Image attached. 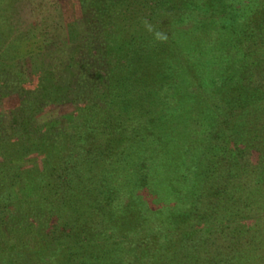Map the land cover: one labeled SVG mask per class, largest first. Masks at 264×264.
Wrapping results in <instances>:
<instances>
[{
  "label": "trees",
  "instance_id": "1",
  "mask_svg": "<svg viewBox=\"0 0 264 264\" xmlns=\"http://www.w3.org/2000/svg\"><path fill=\"white\" fill-rule=\"evenodd\" d=\"M210 1L81 0L83 15L77 20L75 24L77 29L71 39L65 35L66 29L63 28L64 25L61 22L54 24L45 22L44 24L51 25V28H44V30H38L40 29L38 25L29 26L12 35L14 24L10 22L9 24L4 19L6 30H4V34L0 33V51L11 56L8 62L13 58L16 60L15 65L23 61L22 46L27 42L36 43L35 40H39L42 45L37 48L36 52V49L32 52L27 51L26 56H29L30 63L33 65L34 59L38 58L36 53L44 55L42 56L44 60L46 56L48 57L43 68V76L37 75L40 72L35 73L38 76L36 77L37 82L40 80L43 83V94L35 97L29 93L21 99L22 102L27 104L28 109H31L36 105L40 106L56 101L66 102L68 99V102L74 106V110L65 115V121H73L71 124L76 129L67 130L70 126L67 123L66 130L48 132L44 129V123L34 121L33 115L25 116L21 112L19 114V111L11 113L9 120L0 117V229L4 233L1 239L3 245L0 247V264H39V259L48 254H55L50 264H121L119 257H112L110 254L115 251L114 248L108 249L106 253H102L100 250L95 253L97 247H102V244L98 245L97 241L93 242V240L92 242L76 243L71 239L70 235H82L83 231L91 237L100 234L93 229L94 227L74 225V222L81 218L77 213L80 206L74 195L75 192L83 197L82 205L94 204L97 207L100 202L98 200L100 197L97 195L111 203L115 199V190L123 184V188L126 189H133L135 185V188L152 186L150 188L158 189L157 196L161 195L163 198H167L172 194L173 199L177 197L176 194L171 193L169 187L179 185V188L186 190L183 193L184 202L177 200L171 209L175 210L180 206H185L183 204H187L189 214L185 212L186 216H191L193 211L198 212L207 208L206 216L212 217L208 213L214 214L217 212L216 207L221 208L224 205L237 207L238 210L228 209L230 210L229 215L232 217L239 216V210L244 208H251V211H264V89L258 90L260 87L251 85L250 82L244 83L245 75L250 73L247 62L240 65L243 72L239 73L244 74L240 80L241 83L230 85L231 75L236 76L237 64H228L230 57L224 53L223 49L227 45V30L230 33L232 30L237 31L236 36L233 35L234 33L229 35L230 40H232V36L235 38L230 42V45L235 47L236 43L240 44L241 42L239 35L242 32L238 30L244 27L249 29L250 25L252 28L261 29L260 26H254L249 17L236 15L234 19V15H226L228 8L224 7V0L221 2L222 9L219 10L220 17L210 15L214 12ZM221 3L217 6L220 7ZM233 5L235 11L236 8L242 6L238 2ZM121 10L123 11L121 15H128L127 13L130 12V19L124 18L125 22L128 19V24H125L123 20L119 22L114 19ZM142 10L151 16L175 15L177 18L169 16L162 20L163 23L159 21L160 19L156 21L151 18L153 26L143 27L138 16ZM214 14L216 13L214 12ZM191 19L194 22L189 31H195L200 27H206V29L212 27L219 33L223 32L224 38L217 37L216 39L217 48H212L211 39H209L210 44L207 46L212 48L209 52L210 48L205 45L206 36L204 38L196 36V40L195 35L191 34L193 39L189 40L185 39L190 36L188 31L181 33L179 29H176L179 22L184 23ZM164 24L168 30H165ZM245 28L243 30L246 32L248 29ZM194 40L200 41L203 46L195 45L191 48ZM14 41L18 42L17 45ZM44 45L50 46V48H46L47 54L41 53L40 48ZM204 48L207 55H197V49ZM235 51V54L237 52L241 54L237 48ZM182 56L186 58L187 62L182 63ZM195 56L198 57L196 60L199 61L197 62L204 61V66L206 64L213 65L209 75L213 71L216 76L208 79L209 86L213 83L216 84V80H222V84L220 82L215 88L218 89L222 85L234 89L238 91V97L232 103L230 101L225 103L220 99L222 103H225L222 106L219 103L207 102L212 109L230 107L233 113L230 119L225 117L227 114L223 115V121L217 119L218 116L202 115L195 122L199 127L198 131L202 132L201 137L206 144L203 145V153H199L197 150V155L193 156L194 150H191L192 154L190 151L191 159H189L194 163L192 165L189 160L185 161V154L182 155L175 150V144L172 141L174 138L164 129L167 128V124H169V128L176 126L175 121L177 122V118L183 116L184 110L178 112L173 109L179 108L181 102L183 103L190 95H193L190 94L189 85H198L196 78L194 81L183 83L180 71L182 68L190 76L191 69L195 68L191 66L196 61H191ZM241 58L244 60L246 56ZM43 59L40 60L44 61ZM11 65L15 70H13L14 73L12 69L8 71ZM15 65L10 64L5 69L2 67L3 75L9 76L5 78L8 91H13L21 83L15 81L14 75H20L23 77L22 79H26L27 76L24 69L22 70L20 67L18 69ZM204 66L200 67V70L203 71ZM239 73L238 75H240ZM233 81L237 82L238 80ZM166 83L170 84L168 90H171L167 101L172 96L175 98L170 107L162 104L161 100L162 90ZM38 84L35 83L30 89H33V92L38 90ZM156 88L160 92H153ZM180 88L182 93L179 95ZM198 88L200 89L198 91L206 92L207 87L198 85ZM168 90L165 92L168 93ZM215 94L220 98L218 92ZM194 102L197 104V100ZM182 107L186 109L180 104V108ZM238 108L255 109V115L250 117L254 124L259 120L260 122L259 125H254L252 132L254 134L250 135V131L253 130L250 127L243 128L242 115L241 118H236ZM84 109H89V111L84 112ZM24 110L26 109L22 106L20 111ZM234 111L236 112L234 113ZM141 116L144 117L142 120H136ZM209 117L215 118L216 121ZM131 123H135L133 127L149 125L157 127L161 135L167 136L164 138L159 135L162 137L161 140L168 141L169 145L166 148L167 159L164 163H160L158 160L151 162L153 165L151 169L157 170L153 178L150 176V169H145L142 165L143 162L137 161L143 150L142 142L136 140L144 141L143 131L136 130L129 136L125 132L126 128L131 127ZM135 129L132 128V130ZM101 132L103 133L100 134ZM58 137H61V140L57 139ZM63 139H65V149L58 150L54 142H61ZM258 139L259 141H257ZM214 140H217V144L212 143ZM132 142L137 143V147L133 151L128 146V143ZM224 142L230 152V157L225 154L227 150L223 145ZM121 143L127 145L120 148L119 151L118 147L113 148L115 144L120 145ZM240 145L246 148H256V151H259L258 161L247 164L242 161V158L234 157L236 150H239L242 156L243 147ZM235 148L239 149L234 150ZM129 149L134 152V157H131ZM35 152L43 155V165L40 170L22 169L17 162H14L17 158H24ZM59 155L62 156V160ZM198 161L202 165L200 171L203 173L200 172V174H198L199 171L198 173L193 172L197 167L195 164L199 165ZM137 165L139 173L134 171ZM162 166L168 168L167 175L159 174V168ZM218 169H221V173L216 177ZM96 170L102 171L100 183L90 188L88 184L93 180ZM146 171L149 175H146L148 174ZM113 175L126 177L124 183H121L122 185L113 183ZM191 176L193 178L200 177L201 180L199 178L193 181ZM210 182H213L212 185ZM212 187L216 190V193H213L215 196L208 193ZM163 189L165 191L161 192ZM164 192L167 194L164 195ZM91 193H95L96 196ZM211 196H213V203L207 199V197L211 199ZM85 200L86 202H84ZM165 209L163 206L159 210L157 209V213H163ZM65 216H70L66 223ZM209 219L206 218L204 221L207 222ZM8 224L13 225L9 233L6 231ZM22 229L24 232H21ZM204 230L206 229L201 227V232ZM13 232H15L14 234L20 233L15 240H20L24 234L33 235L38 245L37 248L32 246L31 239H27L23 245L21 242L15 243L12 238ZM201 235L204 236L205 241L211 239L208 237V232ZM247 242L245 240L240 246H237V242L235 247L225 254L217 251L215 255H207L206 251L198 254L192 253L191 251L196 248V243L191 240L187 249H192L186 251L182 258L190 257L193 254L192 260L186 259L185 263L178 261V264L258 262V258H251L255 256L251 250L249 253L251 259H248V262L247 259H242L240 256L243 251L241 247H244ZM91 243L94 245L91 246ZM89 246H91L90 252L87 251ZM164 254L161 253V255ZM161 255H157V257L152 255L153 257L146 260L145 264H177V261L176 263L174 261L177 254L169 255L167 260ZM137 259L141 260L140 257ZM127 264H134V262Z\"/></svg>",
  "mask_w": 264,
  "mask_h": 264
},
{
  "label": "rangeland",
  "instance_id": "2",
  "mask_svg": "<svg viewBox=\"0 0 264 264\" xmlns=\"http://www.w3.org/2000/svg\"><path fill=\"white\" fill-rule=\"evenodd\" d=\"M222 1L223 0H211L210 1L211 6L213 7L214 12L216 13L214 14V12H212L210 15H213L215 17H220L221 14L219 10L222 9V6H223L221 3ZM237 2L240 3L242 6L236 8V11H235L233 8L234 7L233 4ZM219 3H221L220 7L217 6ZM225 6L226 8H228V11L225 13L226 15H234V19L236 15H243V16L249 17L250 21L254 23V26H260V29H261L259 30V29L252 28V26L250 25L249 29L244 27L245 29H248L246 32L243 30L244 28H241L240 30H238L242 32L241 35H239V37L241 38V42L239 41L240 44L236 43L237 46L235 47L230 45V42L233 41V39L235 38L232 36V40H230L231 37H229V35L231 33L232 34L234 33L233 35L236 36L237 31L232 30L233 32L231 31L230 33L229 30H227L228 40L226 38L227 45L224 46L223 48L224 53L226 55L228 54V56L230 57L228 64H231V63L237 64V67L235 69V73L237 77L236 76L234 77V75H231L230 85H232L233 83L235 85L241 83L240 80L243 78L244 74L242 75L239 73V72H243L240 69V65H244V63L247 62L248 64L247 68L250 73H248V75H245L244 83L250 82L251 85L260 87V89L258 90L264 89V0H224V7ZM121 13L123 14L122 10L118 12L117 15H115L114 19H116L119 22H122V20L123 22H125L124 18L130 19V16H131L129 15L130 12L127 13L128 15H121ZM81 15H83V8L81 5V0H0V33L4 34L5 32L4 30H6V24L4 23V19L8 23L10 22L11 24H14V26L12 27V30H13V33H11L12 35L17 34L19 31L25 30L29 26L38 25L40 26L39 27L40 29L38 30H44V28L46 29L51 28V25L49 26L45 25L44 24L45 22H47L48 24H54L56 22L58 23L61 22L64 25L63 28L66 29L65 35L67 37L69 36V38L71 39L74 35L73 33H75L77 29L75 24L77 20L81 18ZM138 16L142 21L141 26L143 25V27L153 26L152 19L156 21L160 19L159 21L161 22L162 20H165L164 18H169V16L171 18H174V17L177 18L175 15L151 16V15H148V13L144 10H142ZM128 19H127V22H125V24H128ZM231 19L233 20V18ZM193 22L194 20L191 19L184 23L179 22L178 25H176V29H179L181 33L188 31L187 33H189L190 36H187V38L185 39H189V40L193 39L192 35H195L194 38H196V40H197V37L204 38L206 36L205 38L207 41L205 45L206 46L209 45L210 44L209 39H211L212 48H215L217 45V42H216L217 37L222 38V39L224 38L223 32L219 33L217 32L216 29H213L212 27L210 29L209 28L206 29V27L196 28L195 31L197 33L193 30L189 31L193 26ZM164 28L165 30H168L165 24H164ZM72 29L75 31H73ZM35 41L36 43L27 42L22 46L23 51L21 54H23V61H20L19 64L16 63V65L14 64L16 61L15 58H13L12 60H9L10 62H8V59L11 56L1 53L0 51V117H2L5 120H9V118L11 117L10 116L11 113H13L14 111H19V114L21 112L22 115H25V116H30V114L33 115L34 121L38 123H42V124L44 123L45 124L44 129L48 130V132H52V131H56L60 129L66 130V127L68 126V124L70 126H68L67 130L72 131V129L73 130L76 129V128H73V125H72L73 121L72 122L65 121V115L73 112L74 110V106L70 102H68L69 101L68 99H66V102L56 101L53 103H48V104H44L40 106L36 105L34 106V108H31V109H28L26 106L27 104L23 103L21 100L22 98H24V96L26 97L27 95H29V93H31L35 97L36 95L40 96L43 94V83L40 82L39 79H38L39 82H37L36 77H38L37 75L43 76V68L46 65V62L48 61V57L46 56L44 60L42 57L44 55L36 53L38 55V58L34 59V62L32 61L33 62V65H32L29 61V56H26L27 51L32 52L34 51V49H36L35 50L36 52L37 48L40 45H42V43L39 40H35ZM14 43L15 45H17L18 42L14 41ZM195 45L198 47L203 46V44H201L200 41L194 40L193 43L191 44V48L194 47ZM50 46L48 47L44 45L43 47H41L40 48L41 53H44V52L46 53L47 52L46 48H50ZM207 47L210 48V46H207ZM205 48L197 49L198 50L197 55L198 54L207 55V51H205ZM212 48H210L208 51L210 52ZM236 48L241 51V54L240 52H237V54L234 53L236 52L235 51ZM242 56H246V58L242 60L241 58ZM182 57L184 59V60L183 59L181 60L182 63L187 62L186 58L184 56ZM40 59H43L44 61ZM196 59H198L197 56L193 57L191 61L193 62ZM197 61L199 60H196L193 62L194 63L193 65L195 66L191 65L192 67H195V68L191 69V74H189L190 76H188V74L181 68L180 71L182 73L181 74V78L183 80L182 82L183 83L191 82V80L194 81L196 78L198 85L204 88L205 86L207 87L206 92L198 91L199 89L198 85L196 86L193 84L189 85L188 89L191 92L190 94H193V95H190L187 100H185L183 103L182 102L180 103L186 109H184L183 107L180 108V104H179V108L173 109L178 112L184 110L183 116L177 118L178 121L177 122L175 121V123H177L176 126H174L173 128H169V124H167V128L164 129L166 133H169V134L171 133L172 138H174L172 141L175 144L174 145L175 150H177V152L182 155L184 154L186 155L185 161H188V160L190 161L191 159L190 151L191 150L192 151L194 150L193 156L197 155V152H198L197 150H199V153L202 151L204 152L203 145L205 143V140L202 139L201 137L202 132L198 131L199 127L196 126V123H195L200 119L202 115H205L207 117L208 116H211V117L218 116L217 119H220L222 121H223V115L227 114V116L225 117L228 119L232 117V113H233L232 108L221 107L217 109H212V107L208 103L209 102L211 104L219 103L222 106V104L225 105V103L229 101L232 103L233 100L238 97L237 95L238 91L234 89H229V88H226V86L223 87L222 85L218 89L215 88L216 85L220 84V82L222 84L223 82L222 80L221 81L216 80V84L213 83V85L209 86L207 84L208 79H211L210 77L215 78L216 76L213 73V71L210 72L211 74L209 75V71L213 69L211 68L213 67V65L206 64V66H204L205 65L204 61L200 63ZM10 64H13V66L14 65L17 66V68L20 67L22 70L24 69L27 74V76L25 77L26 79H22L23 77H21L20 75L19 76L17 74L14 75L15 81L21 82V83H19L20 85L18 84L17 87L15 86L16 88H14L13 91L7 90V82L5 78H8L9 76L3 75L2 73V67L4 69L8 68L7 66ZM202 66L205 67L203 71L200 70L201 69L200 67ZM10 67L8 71H11V69L13 71L14 69L12 68V65ZM17 68H16V72L19 69ZM186 71H188V69H186ZM37 72H40V74L36 75L35 73ZM8 73L11 74L12 72H8ZM194 73H196L197 75ZM238 73L240 75H238ZM235 79H237L239 82L237 81L238 82L237 83L236 81H233ZM35 83H39L38 84L39 86H38V90H35L33 92V89L31 90L30 88H32V86H34ZM168 83L165 84L162 90L161 100H162V104H166L167 106L170 107L174 103L175 98L172 96L171 99L173 100L169 99L167 101V98L169 97V95H171L169 93L171 90H168V87L170 85ZM188 89L186 88V92ZM166 90H168V93L165 92ZM153 92L158 93L160 91L159 89L156 88L154 89ZM178 92H179V95L182 93L181 88L178 90ZM217 92L219 93L220 98L216 96L215 93ZM241 98H244V96H241ZM220 99L223 100V102L225 103H222ZM194 100H197V104L194 102ZM22 106L26 110L20 111L22 110ZM237 110H238V113H236V118L239 119L241 118V115H242L241 123H244L242 125L244 126L243 128L247 129L250 127L251 129H253L250 131V135L254 134L252 133L254 131V125L255 124L259 125V122H260L259 120L258 122L254 124L252 117H250V116H253V114L255 115L256 113L255 109L254 108H251V109L238 108ZM83 111L86 112V111H89V109L87 110L84 109ZM24 112H28V113H24ZM235 112L236 111H234V113ZM92 113L95 114V112H92ZM211 117L209 118L213 120L215 119ZM143 118L144 117L141 116L140 118L138 117V119L136 120L140 121ZM133 125H135V123L130 124L132 128L134 129L136 128L135 130H132L131 127H128L126 128L125 132L129 136L132 133H134V131L136 130L143 131L142 133L144 135V141L136 140V141L142 142L141 145H142V150H143L142 154L140 155V158L137 161L143 162L142 165L143 167H145V169H150L149 170L151 172L150 176L153 178L157 170L151 169L153 166L151 162L158 160L160 161V163L161 162L164 163L165 159H167L166 158V151H167L166 148L169 145V143L168 141L167 142L162 141L161 140L162 137H160V136H163L164 138H166L167 136L164 134L161 135L157 127L155 128L150 125L133 127ZM171 130H173V132H171ZM102 133L103 132H101L100 134ZM57 139L61 140V137L60 138L58 137ZM257 141H259V139ZM212 143L217 144V140H214ZM218 143L221 144V142H218ZM54 145L55 147H58V150L61 148L65 149L64 148L65 139H63L61 142L60 141L54 142ZM126 145L122 143L120 145L115 144L113 148L118 147L119 148L118 151H119L120 148L122 149ZM223 145L226 146V150H227L228 148L225 142L223 143ZM128 146L133 151L134 149H136L137 143L135 142L128 143ZM240 147H243L242 156H241V152L239 150H236L239 148H235L234 150H236L235 151L236 155H234V157L238 156L239 159L242 158V161L246 162L247 164L258 161L259 151H256V148H246L243 145H240ZM192 151H191V154H192ZM133 153L134 152H131V155H132L131 157H134ZM229 153H230L229 150L225 152L227 157H230ZM59 156L62 160V156L61 155ZM14 162H17L18 165L22 169L31 168V169L40 170L43 165V155L35 152L24 158H17L14 160ZM191 163L192 165L194 164L193 162ZM198 164L199 165L195 164V166L197 167L195 168V170H193V172L198 173L199 171L198 174H200L202 165L200 161H198ZM138 165L134 168V171H137L136 173H139ZM164 166L159 168L158 172L159 174L161 173V175L162 174L167 175L168 173V168ZM94 172H95V174L93 175L94 178L88 184V187L90 188H93L98 183H100V179H101L100 176H101L102 171L98 172V170H96ZM146 173H148V171H146ZM219 173H221V169H218L216 177H218ZM146 175H149V173ZM121 176L122 177L118 175H115V176L113 175L112 182L115 184L124 183L126 177H124L123 175ZM191 177L193 178V176ZM199 178L194 177L192 180L196 181ZM190 180L191 179L189 178V181ZM157 184H160V182H157ZM123 185L121 187H118L119 189L115 190L116 192L114 195L115 199L111 203H108V201L106 200L104 201V199L100 195H97V197H100L98 199L100 201L97 206L98 208L94 204L89 205V206L87 204L82 205L83 202H81V200L83 197H80L75 192L74 195L76 199L78 200V205L80 206V209H81V210L79 209L77 213L80 215L81 218H79L80 219L79 221H75L74 225H77V226L85 225L86 227H94L93 229L97 231L98 233L100 232L101 235L99 234V236L95 235L91 237V236H88L83 231L82 235H78V236H76L75 234L70 235L72 240H74L76 243H81L83 241L92 242V240L93 242L97 241L98 245L100 243V245L102 244L103 246L97 247V249L95 250V253L98 252L99 250L102 253H106L108 249L114 248L115 251L111 252L110 254L112 255V257L114 256L119 257L121 260V264H127L130 262H134V264H145L146 260L153 257L152 255H156L157 257V255H161V253H165L164 255H161V256L164 257L166 260L168 259L169 255L177 254V257H174L175 263L176 261H177V264H178V261H180L181 263H185L186 259L188 261H191L193 258L192 257L193 254H191L190 257L186 256L185 258H182L184 257L186 251H191L192 248H190V250L187 249L191 240L195 241L196 243L195 245L196 248L193 251H191L192 253L198 254V253H203L204 251H206L207 255L208 254L215 255L217 251L225 254V252H228L229 250L233 249L235 245L237 244V242H238L237 246H240L242 245L241 243L245 242L246 240L248 242L244 244V247H241V249H243L242 253H240V256L242 257V259L245 258V260L247 259V262H248L249 261L248 259H251V258L254 259L255 257V258H258V262L260 264H264V211L263 210H257V211L252 210L251 211V208L249 209L241 208L243 210H239V216L232 217V215H229L230 210L228 209L231 208L233 210H238L237 207L234 206L235 208H233L231 206L224 205V207H221V208L216 207L217 212H214V214H212V212H209L208 215L211 214L212 216V217L209 216L210 219L205 214L206 212H208L207 208H204L203 210H199L198 212L193 211L191 212L192 213L191 216L189 215L186 216L185 212L189 214L187 211V208H188L187 204H183L185 206H180L179 208L175 210L171 209L177 200L178 202L179 201L184 202L183 199L185 198V196L183 193L186 192V190L179 188L178 187L179 185L177 186L172 185V187H169L170 188L169 190L171 191V193L176 194V197H177L176 199H173V195L170 193H169L170 196L168 195L167 198L166 197L163 198L161 195L157 196L158 189L156 190L155 188H150L152 186H150L149 188L144 187V186L142 187L137 186L138 188H135L136 187L135 185L134 188L132 187L134 189L133 190L131 188L130 189L123 188ZM205 190L207 191L206 187H205ZM163 191H165V189H163L161 192ZM208 191H210L208 193H210L211 195H213V193H216L215 192L216 190L213 189V187L210 188V190ZM94 194L95 193H91V195H94ZM163 194L166 195L167 193L164 192ZM213 196H215V194ZM213 196H211V199L207 197L210 203H213L212 201ZM5 198L7 199V197ZM158 199H161L163 201L161 200L157 201ZM86 200L84 202H86ZM163 203L165 204L163 205ZM163 206L166 208L164 212L157 213L158 210ZM102 216H103V219H102ZM69 217L70 216L68 217L65 216V223ZM205 217L209 219L207 222L204 221L206 220ZM185 218L186 220H183ZM67 225L69 226L68 223ZM11 226L13 225L8 224L6 226L7 227L6 231H8V233L11 231L10 230ZM201 227L206 230H204V232H201ZM23 230L24 229H22L21 232H24ZM15 232H13V236H12L15 243L19 244L21 242L22 243L21 245H23V243L27 241V239H31L32 246H34V248H37L38 245L33 235L30 236L28 234H24L21 236L20 240H15V238H17V235L21 233L19 231L20 233L14 234ZM207 232H208V237H210L211 239L210 240L208 239L205 241L203 239L204 236L201 234L202 233L206 234ZM3 234H4L3 231H1L0 229V241H1L0 247L3 245L2 240H1ZM93 245L94 244L91 243V246ZM91 246L88 247L87 251L90 252L89 248ZM250 250L252 251V253H255V256L251 257L249 255V253H251ZM54 256L55 254H48V255L43 256L41 259H39V264H50L52 259H54ZM138 257H140L142 261L138 260L137 259ZM162 262L164 263L163 260ZM258 262L251 261L247 264H257Z\"/></svg>",
  "mask_w": 264,
  "mask_h": 264
}]
</instances>
